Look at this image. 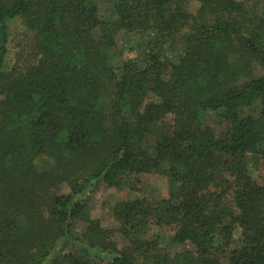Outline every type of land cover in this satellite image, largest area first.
<instances>
[{"label": "trees", "instance_id": "trees-1", "mask_svg": "<svg viewBox=\"0 0 264 264\" xmlns=\"http://www.w3.org/2000/svg\"><path fill=\"white\" fill-rule=\"evenodd\" d=\"M104 2L106 16L103 0H0V264H264V13ZM16 18L34 60L7 69ZM121 32L142 58L115 64ZM149 172L166 197L116 202L114 229L91 216L90 183Z\"/></svg>", "mask_w": 264, "mask_h": 264}, {"label": "rangeland", "instance_id": "rangeland-1", "mask_svg": "<svg viewBox=\"0 0 264 264\" xmlns=\"http://www.w3.org/2000/svg\"><path fill=\"white\" fill-rule=\"evenodd\" d=\"M247 4L248 8L255 12L257 15L264 13V0H239ZM199 6L197 1H190L187 9L190 12H195ZM107 5L104 0L101 4L100 14H105ZM102 15V16H104ZM108 15V13H107ZM146 37V36H145ZM117 53L114 58V62L117 65L121 61H125L133 58H142L144 54L143 50H147V46L144 42L140 41V36L121 32L117 36ZM178 49L175 50L169 47L168 44H163L162 59L172 60L176 59ZM34 52L31 47V37L28 29L25 27L23 21L16 18L9 23V38H8V53L5 60V66L7 69L12 66L20 67L33 62ZM207 122L214 126L216 129H221L224 126L222 119L218 116H209ZM247 163L252 176L257 179L259 171V157L257 155L248 154ZM131 180V181H130ZM69 188L66 185L61 187L60 192L66 193ZM168 181L160 174L149 172L141 173L135 177H124L120 186L108 187L101 181H94L90 183L84 190L83 197L87 200L88 207L91 216L98 219L104 227L114 229L116 222L112 216L113 207L116 202L121 200H127L135 197H144L150 200H159L167 196ZM165 239L163 243H166L167 234H164ZM118 241L121 239L116 237ZM181 246L172 248V252L179 251ZM92 262L106 261L105 259H99L98 257H105L99 255L94 251H89Z\"/></svg>", "mask_w": 264, "mask_h": 264}]
</instances>
